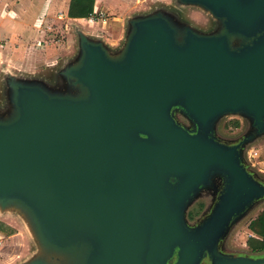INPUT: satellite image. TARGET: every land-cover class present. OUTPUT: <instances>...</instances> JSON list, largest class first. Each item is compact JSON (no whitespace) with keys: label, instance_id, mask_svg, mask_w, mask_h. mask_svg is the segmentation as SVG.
Instances as JSON below:
<instances>
[{"label":"water","instance_id":"water-1","mask_svg":"<svg viewBox=\"0 0 264 264\" xmlns=\"http://www.w3.org/2000/svg\"><path fill=\"white\" fill-rule=\"evenodd\" d=\"M138 1L119 43L77 32V58L56 72L67 89L43 68L0 69L14 111L0 119V207L25 216L56 264H264V248H221L264 198L242 154L264 136V0H177L210 13L212 32L180 29L164 10L173 0ZM224 114L247 118L248 133L220 141ZM215 172L217 199L189 226L185 208Z\"/></svg>","mask_w":264,"mask_h":264},{"label":"rangeland","instance_id":"rangeland-1","mask_svg":"<svg viewBox=\"0 0 264 264\" xmlns=\"http://www.w3.org/2000/svg\"><path fill=\"white\" fill-rule=\"evenodd\" d=\"M20 1L21 0H0V4L5 3L15 6V4H18ZM53 1L55 2L54 5H56V7H62L64 5V3H62L63 0H46L47 3ZM102 2L104 3V5H102L104 10L102 19L99 20V22L70 20L65 14L61 15V13L59 14L57 12L51 13V16L53 17H47L46 22L52 25V29L47 35H49L50 38L52 37L57 40L62 49L60 55L61 60L56 67L53 69L43 68L39 74L41 75V78L48 80L52 90L68 88L66 82L63 80L64 78L58 76L56 72L65 64L73 62L77 58L79 52L77 32L79 30H86L87 27L96 28L106 34L114 36L118 33L121 18L125 17L126 20L127 16L140 13L130 12L124 14L122 17V13L126 7L122 1L103 0ZM137 2L139 1L137 0ZM60 3L62 4L60 5ZM145 3L147 4L149 2L145 1ZM148 6H146V8H148ZM164 10L168 12L169 16L180 29L184 26H189L199 32H212L218 26V22L210 15V13L198 5L182 4L177 0H173L170 4L164 7ZM126 12H128V10ZM239 41V39L235 40L234 44H237ZM13 113L14 111L9 91L4 80H2L0 81V119H9ZM173 113L175 118L181 124L188 128L192 127L191 121L183 111L175 109ZM213 128V135L220 141H236L248 133L250 130V121L241 115L224 114L214 122ZM242 151L243 160L248 164V168L260 179L264 180V136L258 137L252 143H245ZM247 155L250 157V162L248 161ZM254 159L257 163L251 164L252 161L254 162ZM222 185L223 176L215 172L211 177L210 184L196 192L193 198L188 202L184 211V218L189 226L195 225L209 211L213 203L216 201ZM252 212L245 217H242L231 227L229 233L221 242V248L223 250L240 253L256 251L251 249L247 244V239L252 236L248 227L250 220L254 215ZM0 217L2 219L4 218L5 221L13 227L9 229L5 221H0V229L4 230V232H14L13 236L6 241L7 246H9L8 249L4 251L2 250L3 246H0V264H23L37 257L44 258L51 264H56L61 260V254L58 251L48 250L44 246L40 239L35 235L34 227L30 226V222L17 208H14V206H7L5 208L0 207ZM201 264H208L207 258H205Z\"/></svg>","mask_w":264,"mask_h":264},{"label":"crops","instance_id":"crops-1","mask_svg":"<svg viewBox=\"0 0 264 264\" xmlns=\"http://www.w3.org/2000/svg\"><path fill=\"white\" fill-rule=\"evenodd\" d=\"M103 0H95L94 10L85 17H69L68 7L70 0H63L64 5H54L55 2L47 3L46 0H21L15 6L8 4H0V69L11 70L17 73L27 72L32 73L47 65L54 64L60 59L62 52L59 42L47 35L52 29V25L46 22L47 17L51 16L52 12L65 14L70 20H93L91 17L96 13L103 14ZM126 7L122 13V17L127 10L138 4L137 0H120ZM142 1V0H141ZM161 2L168 0H160ZM60 3V5L62 4ZM128 5V6H127ZM122 19L119 22L117 35H109L96 28L87 27V33H93L96 36L110 43H119L122 33ZM3 62V64H2ZM257 161L254 159V162ZM262 171V170H259ZM264 171V170H263ZM264 209V198L250 209L254 213L250 222ZM7 223V222H6ZM8 228H13L7 223ZM0 246H3L4 251L8 249L6 241L13 236L14 232H4L0 229ZM250 230V229H249ZM3 233V234H2ZM252 236H257L250 230ZM1 249V248H0Z\"/></svg>","mask_w":264,"mask_h":264},{"label":"trees","instance_id":"trees-1","mask_svg":"<svg viewBox=\"0 0 264 264\" xmlns=\"http://www.w3.org/2000/svg\"><path fill=\"white\" fill-rule=\"evenodd\" d=\"M94 3L95 0H70L68 16H88L94 10ZM248 227L257 236H250L247 239V244L253 250L262 249L264 247V209L249 223Z\"/></svg>","mask_w":264,"mask_h":264},{"label":"built area","instance_id":"built-area-1","mask_svg":"<svg viewBox=\"0 0 264 264\" xmlns=\"http://www.w3.org/2000/svg\"><path fill=\"white\" fill-rule=\"evenodd\" d=\"M103 16L102 12H99V13H96L95 15H93L91 18L93 20H98V19H101ZM0 243H1V240H0Z\"/></svg>","mask_w":264,"mask_h":264}]
</instances>
